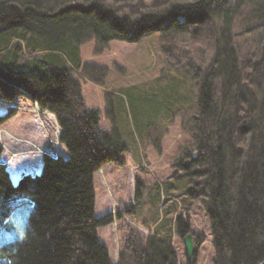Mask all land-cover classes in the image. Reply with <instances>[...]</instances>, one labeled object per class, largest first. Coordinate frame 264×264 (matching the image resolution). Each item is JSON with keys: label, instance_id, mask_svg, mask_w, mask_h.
<instances>
[{"label": "trees", "instance_id": "trees-1", "mask_svg": "<svg viewBox=\"0 0 264 264\" xmlns=\"http://www.w3.org/2000/svg\"><path fill=\"white\" fill-rule=\"evenodd\" d=\"M151 32H160L166 57L192 56L179 72L186 88L189 80L181 154L190 164L174 163L186 185L175 228L161 218L153 233L132 230L113 262L98 235L110 220L95 215L93 177L105 164H124L128 146L101 125L74 75L99 84L105 77L106 68L83 62L84 43L94 40L100 53L112 40ZM194 45L207 46V61ZM32 102L56 116L68 156L45 154L41 173L17 184L0 162V226L12 227L20 204L10 200L35 201L24 238L4 247L0 264H179L173 239L188 231L194 202L211 222L214 264L264 260V0H0V126Z\"/></svg>", "mask_w": 264, "mask_h": 264}, {"label": "rangeland", "instance_id": "rangeland-1", "mask_svg": "<svg viewBox=\"0 0 264 264\" xmlns=\"http://www.w3.org/2000/svg\"><path fill=\"white\" fill-rule=\"evenodd\" d=\"M144 2L148 4L151 0ZM95 47L94 40L84 43L81 57L83 62L106 68L103 83H96L79 74L74 77L82 83L87 106L100 110L101 125L116 129L128 146L124 164H105L93 177L95 215L108 216L110 220L98 230V235L107 245L111 260L117 262L124 240L132 230L153 233L158 224L155 220L161 218L165 222L167 219L173 226L183 204L181 193L186 185L183 180H178L183 171L174 163L179 158H183L184 163L189 160L182 156L181 149L188 140L184 124L189 117L186 111L190 101L187 99L182 103L181 95L186 86L183 82L185 78L179 72L183 69L182 62L192 56L181 55L179 62V58L166 57L161 50L160 32L148 33L137 42L112 40L100 53ZM193 48L198 51V56L204 54L202 59H209L207 46L194 45ZM195 59H198L197 56ZM177 76L179 78L174 80ZM186 81L189 88L188 77ZM176 84H181L180 93L175 90ZM161 105L164 111L158 112ZM152 106L156 114L151 113ZM58 137L56 117L40 110L34 102L15 121L1 125L3 158L7 153L23 155L9 165L12 180L17 182L24 172L40 173L43 151L48 144L64 149ZM63 152L66 153L65 150ZM170 182L176 184L172 191L157 190L159 184L165 186ZM171 198L178 203L174 206L176 210L172 208ZM9 202L12 207L20 206L11 216V229L0 227V253H3L6 244L24 238L27 221L35 205L32 196ZM188 213V231L183 235H174L173 239L178 263L190 264L184 237L191 233L196 238L193 264H214L211 222L203 203L194 202ZM145 222L151 227L144 225Z\"/></svg>", "mask_w": 264, "mask_h": 264}, {"label": "water", "instance_id": "water-1", "mask_svg": "<svg viewBox=\"0 0 264 264\" xmlns=\"http://www.w3.org/2000/svg\"><path fill=\"white\" fill-rule=\"evenodd\" d=\"M190 161H186L184 163V167L188 168L189 167ZM195 236L191 233H188L184 237V244H185V252L187 254V258L190 264H193L194 262V255H195ZM259 264H264V260L260 262Z\"/></svg>", "mask_w": 264, "mask_h": 264}]
</instances>
